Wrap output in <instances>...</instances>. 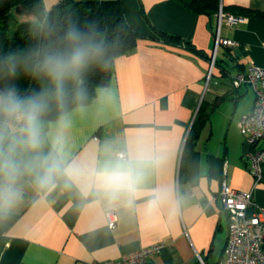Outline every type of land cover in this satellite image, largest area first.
I'll use <instances>...</instances> for the list:
<instances>
[{
	"label": "crops",
	"instance_id": "obj_1",
	"mask_svg": "<svg viewBox=\"0 0 264 264\" xmlns=\"http://www.w3.org/2000/svg\"><path fill=\"white\" fill-rule=\"evenodd\" d=\"M119 1L142 37L114 58L109 83L54 119L0 122V264H94L155 243L152 264H221L224 173L264 206V179L247 169L237 125L255 95L235 113L253 89L230 79L250 63L264 67V20L218 25L215 15L210 24L174 0ZM221 4L264 11V0ZM216 33L237 44L215 47ZM199 106L204 121L187 141Z\"/></svg>",
	"mask_w": 264,
	"mask_h": 264
},
{
	"label": "trees",
	"instance_id": "obj_2",
	"mask_svg": "<svg viewBox=\"0 0 264 264\" xmlns=\"http://www.w3.org/2000/svg\"><path fill=\"white\" fill-rule=\"evenodd\" d=\"M174 1L191 13L207 15L210 24L221 4ZM222 11L264 20V11L244 5H222ZM14 14L34 19L17 21ZM143 16L148 18L145 12ZM151 28L167 41L192 46ZM141 37L126 21L119 0H60L49 10L43 0H0V122L9 121L17 111L54 119L89 102L97 87L109 83L114 58L134 48ZM77 53L81 59L74 62ZM203 121L199 106L187 141Z\"/></svg>",
	"mask_w": 264,
	"mask_h": 264
},
{
	"label": "built area",
	"instance_id": "obj_3",
	"mask_svg": "<svg viewBox=\"0 0 264 264\" xmlns=\"http://www.w3.org/2000/svg\"><path fill=\"white\" fill-rule=\"evenodd\" d=\"M218 25L222 21L232 24L241 16L222 11V5L216 13ZM218 43L233 46L235 41L219 37L216 33L215 47ZM214 57L210 60L206 81L210 79ZM233 86L248 84L254 91V103L251 110L243 114L238 129L246 146L243 155L246 166L255 182L264 179V67L250 63L246 69L230 75ZM26 116L17 111L7 123L23 126ZM124 157V152L118 153ZM220 199L228 215L227 240L221 264H264V206L259 205L252 191L236 189L228 184L225 173L220 182ZM108 226L113 228L116 216L106 212ZM162 244L155 243L140 246L123 253L118 259L97 261L94 264H152V256L160 252Z\"/></svg>",
	"mask_w": 264,
	"mask_h": 264
},
{
	"label": "rangeland",
	"instance_id": "obj_4",
	"mask_svg": "<svg viewBox=\"0 0 264 264\" xmlns=\"http://www.w3.org/2000/svg\"><path fill=\"white\" fill-rule=\"evenodd\" d=\"M14 15H15L17 21H26L28 18L27 16H31V15H26V14H14ZM13 24H15V23L14 22L12 23L11 28L13 27ZM253 95H254L253 91L249 88L248 92L242 96L241 102L237 106L235 113L240 110L239 108H243V106H246V105L252 103Z\"/></svg>",
	"mask_w": 264,
	"mask_h": 264
},
{
	"label": "clouds",
	"instance_id": "obj_5",
	"mask_svg": "<svg viewBox=\"0 0 264 264\" xmlns=\"http://www.w3.org/2000/svg\"><path fill=\"white\" fill-rule=\"evenodd\" d=\"M73 59H74V62H79V60L81 59L80 54L77 53L76 56Z\"/></svg>",
	"mask_w": 264,
	"mask_h": 264
}]
</instances>
